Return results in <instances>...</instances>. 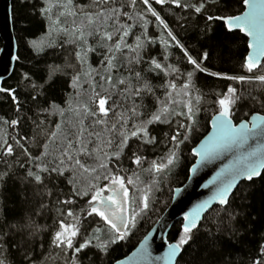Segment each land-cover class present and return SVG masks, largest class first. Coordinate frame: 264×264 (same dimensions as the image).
I'll return each instance as SVG.
<instances>
[{
	"label": "snow or ice",
	"instance_id": "6c2138e0",
	"mask_svg": "<svg viewBox=\"0 0 264 264\" xmlns=\"http://www.w3.org/2000/svg\"><path fill=\"white\" fill-rule=\"evenodd\" d=\"M239 2L242 8L247 9L242 14L231 12L228 0H154L156 5H174L186 11L190 9L197 15L202 14L207 29H211L215 22L227 33H242L249 38L247 47L252 51L245 57L242 67L247 73H253L261 69L264 62V0ZM21 3L32 4L34 10L48 22L47 37L39 42L33 41L32 47L38 51L62 47L53 39V36H62L64 43L72 46L71 55L75 60L74 64L50 66L48 78L42 84L33 82L31 76L25 74L23 79L29 81L33 90L32 99L45 96L46 88L54 86L51 82L56 74L64 75L68 68L72 69L74 95L69 100L68 108H61L55 103L41 107L37 101L40 114L59 115L61 121L54 131L47 128L43 120L34 121L30 142L38 149L42 148L35 155L21 143V139L13 138L15 146L31 167H25L24 159L11 163L5 160L8 167L0 172V185L16 176L13 172L16 165L23 168V175L18 178L25 185V199L36 202V215L49 210L45 198H52L56 181L63 178L71 188L65 198L57 195L55 199L58 226L49 244L50 249L59 250L55 256L51 251L43 255V228L37 225L31 214H26L15 222L0 220V264H50L57 260L62 264H81L80 254L88 249H94L93 255L99 264H103L112 247L127 238L130 228L136 226L138 217L149 208L150 187L143 190L137 211L132 206L128 185H135L138 175L134 180L118 174L123 171L119 165L125 149L129 148V142L135 140L138 145H156L159 133L150 131L152 126L172 125L175 121V131L167 139L171 147L165 157L166 162L153 161L146 171L159 174L177 166L180 146L198 131L197 117L204 96L197 87L196 74L204 73L240 83L255 80L261 84H264V74L253 77L210 71L204 66L208 53L205 51L194 58L153 7L152 0H88L87 3L80 0H40L39 4H36V0H21ZM138 3L143 5L142 9H138ZM149 16L154 17L157 28L166 33V38L161 36L160 43L165 49L179 48L191 70L181 71L180 67L168 63L167 54L163 63L150 55L146 58L149 46L156 43L148 33L151 23ZM137 27L141 29L138 34L134 31ZM93 54L100 57L98 68L92 66ZM15 59L19 60L20 57ZM148 73L156 76L163 74L166 79L155 85ZM157 89L163 90V98L157 95ZM0 93L10 96L19 111L15 89L0 86ZM84 96L87 99H83ZM149 98L154 102L151 109L146 103ZM240 99L234 87H227L226 92L217 94L214 101L216 113L211 118L213 131L199 147L193 148L192 153L201 161H207L227 150L248 145L249 141H257V147L233 167L228 178L216 186L209 199L195 205L183 217L178 241L169 243L163 256H153L149 240L145 238L132 258L137 264H177V257L193 240V234L200 228L205 213H217L215 232L208 230L210 248L217 246L218 236L233 238L236 235L238 230L234 222L243 209L234 207L232 202L237 198L243 201L247 195L246 192H237V186L241 180L252 182L264 175V115H252L250 120L234 123V109ZM259 103L264 105V99ZM69 111L73 119L68 122L70 131H65L64 116ZM19 122V119L0 118V123L11 127H17ZM38 137L45 142L41 144ZM13 156H16L13 144L9 143L7 135L0 133V157ZM129 159L140 168L146 157L137 151H130ZM84 174L91 178L87 186L80 183ZM176 191L179 193L180 189ZM86 197L85 206L78 212L74 208L64 207L74 206L77 204L76 198ZM214 204L219 207L214 208ZM91 217H98L104 227H97L88 234L84 222ZM82 229L84 236H81ZM258 256L245 264H264V243L258 248ZM115 264L124 262L117 260Z\"/></svg>",
	"mask_w": 264,
	"mask_h": 264
},
{
	"label": "trees",
	"instance_id": "16d2710c",
	"mask_svg": "<svg viewBox=\"0 0 264 264\" xmlns=\"http://www.w3.org/2000/svg\"><path fill=\"white\" fill-rule=\"evenodd\" d=\"M80 2L87 3L88 0H80ZM152 2L153 7L160 13V16L168 24L173 34L194 58H198L205 51L208 53V60L204 61V66L210 71L226 75L253 77L264 74V63L261 69L253 73H247L242 67L248 54V47L247 39L240 33H227L222 26L215 22H213L211 29H207L205 18L202 14L197 15L190 9L186 11L176 8L174 5H156L154 0ZM187 2H192V0H187ZM39 3L40 0H36V4ZM228 5L229 10L236 14H241L244 10L239 0H228ZM137 7L142 9L143 5L138 3ZM12 12L20 59L17 60L12 76L4 82L3 86L15 89L19 100V111H17V106L10 96L6 93H0V118L8 120L19 119L20 122L17 127L0 123V133L7 135L9 143L13 144L16 151V156L9 158L0 157V172L7 169L8 163L17 159H24L25 167H31L26 158L22 157L21 150L15 146L13 138L21 139V143L35 155L42 148L38 149L30 142L35 128L34 121L43 120L44 125L53 131L56 124L60 123L61 117L59 115L40 114L37 101L40 102L41 107H47L48 104L55 103L59 104L61 108H68L69 100L74 95L71 87L72 69L68 68L65 70L66 74H56L51 82L54 86L46 88L45 96L38 97L37 100L32 99L33 90L29 81L24 80L23 76L27 74L31 76L33 82L37 84L44 83L48 78L50 66L75 63L71 55L72 46L64 43L62 36L59 38L53 36L56 43L62 45V47H49L42 51L34 49L32 47L33 41L39 42L47 37L48 22L34 10L32 4L21 3V0L12 1ZM148 19L151 21L148 26V33L156 43L149 46L146 58L150 55L163 63L164 56L167 54L169 57L168 63L180 67L181 71H185V69L191 70V66L187 64L179 48L170 47L165 49L160 40L162 35L166 38V33H162L157 28L154 17L149 16ZM134 31L138 34L141 29L137 27ZM129 42L131 43V38H129ZM2 45L3 42L0 39V49ZM99 60L100 57L95 54L91 56V63L94 68L99 67ZM147 75L155 85L163 83L166 79L163 74L156 76L154 73H148ZM177 83L179 84L180 82L177 81ZM196 83L204 96L201 111L197 117L198 131H195L190 140L180 146V162L177 166L159 174L146 171L153 161L158 163L166 162L165 157L171 147V145L167 144V139L168 135L175 131V121L172 125L152 126L150 131L154 130V134L159 133L156 145H138L137 141L131 140L129 148L125 149V155L119 165L123 171L118 174L134 180H137L138 175L137 183L128 185L132 206L137 211L140 208V198L143 195V190L150 187L149 208L138 217L136 226L130 228V234L127 238L112 247L109 256L104 258L103 264H113L135 249L171 204L174 189L186 183L190 168L195 162L192 150L208 133L210 120L216 113L217 106L214 101L217 98V94L226 92L227 87H234L238 90L241 99L234 109L233 119L236 123L248 119L256 113L264 114V105L259 103L260 100L264 99V84L258 81L240 83L238 81L211 77L204 73H197ZM84 87L87 89V84ZM157 95L163 98V90L157 89ZM254 97L256 99H253ZM82 98L87 99V96ZM146 103L149 104V109L153 108L154 102L151 98ZM72 119V113L70 111L66 112L64 116L66 121L64 125L65 131H70L68 122L72 121ZM36 131L39 132V129H36ZM24 137H28V139H23ZM37 139L41 144L45 142L42 137ZM130 151H137L138 154L146 157L140 168H137L129 159ZM5 160L8 163H5ZM88 162L92 163V161ZM113 170L115 171L114 165ZM13 172L16 176L8 179L7 183L0 185V220L15 222L26 214H31L37 225L43 228L41 233V242L43 244L41 251L43 255L46 256L51 251L53 256H55L59 250L49 248L51 238L58 226L55 199L57 195H60L61 199L65 198V194L69 192L71 186L63 178L56 181L52 198L50 200L47 197L45 198V201L49 204V210L36 215V202L25 199V185L18 178L23 175L24 169L16 165L13 168ZM89 179L91 178L84 174L80 178V183L87 186ZM249 184H251V187H249ZM236 191L247 193L243 201L237 198L232 202L234 207L238 209L242 207L243 209L241 215L234 222V227L238 230L236 235L233 238L218 236L217 246L210 248V233L208 230L215 232L217 217L216 212H211L210 215L207 214L205 216L200 228L194 232L193 240L190 244L185 246L178 264H245L246 261L252 258H259L258 248L260 244L264 243V175L252 182H242ZM76 199V205H66L64 207L74 208L78 212L82 206H85V201L88 198ZM216 207L219 206L214 208ZM84 223L88 234H91L97 227H104L103 222L98 217L88 218ZM181 231L182 221H179L171 230L169 240L177 242ZM106 232L107 229H105ZM84 235L85 233L82 229L81 236ZM79 240L80 238L78 237L77 241L79 242ZM94 252V249H88L81 253V264H93V262L99 264L96 256L93 255ZM50 264H62V261L57 260L50 262Z\"/></svg>",
	"mask_w": 264,
	"mask_h": 264
},
{
	"label": "water",
	"instance_id": "95a60500",
	"mask_svg": "<svg viewBox=\"0 0 264 264\" xmlns=\"http://www.w3.org/2000/svg\"><path fill=\"white\" fill-rule=\"evenodd\" d=\"M12 1L13 0H0V39L3 42L2 48L0 49V81H2V85L0 86H3L4 82L12 76L17 63V59L15 58L18 56V42L14 30ZM246 10L247 9L244 8L243 11ZM240 34L243 36L242 33ZM245 38L247 39V43L250 42L249 38ZM251 51L252 50L248 48V54ZM263 63L264 62H262V64ZM253 115L264 114L256 113ZM250 118L248 120H250ZM233 122L236 123L234 119ZM211 124L212 119L209 123L208 133L194 148L199 147V145L211 135L213 131ZM256 147L257 141H249L248 145L227 150L221 155L207 161H201L200 157L193 155L195 157V162L190 168L186 183L183 186L174 189L169 207L139 242L135 249L119 260L123 261L124 264H137L132 258L134 254L138 252L145 238L149 240L152 255L157 257L163 256L164 252L167 251V245L169 243H175L169 240V235L177 222L182 221L183 224V217L191 211L195 205L209 199L215 191L216 186L219 185L221 181L228 178L233 167L238 165L242 161V158ZM192 169H196V171L193 172ZM242 182L248 181L241 180L237 188ZM176 189H180L179 193H177ZM215 206L218 205L214 204L213 207ZM207 214L208 213H205V216ZM182 253L177 257V264ZM113 264H115V262Z\"/></svg>",
	"mask_w": 264,
	"mask_h": 264
},
{
	"label": "flooded vegetation",
	"instance_id": "af4514ba",
	"mask_svg": "<svg viewBox=\"0 0 264 264\" xmlns=\"http://www.w3.org/2000/svg\"><path fill=\"white\" fill-rule=\"evenodd\" d=\"M249 118H250V117H249ZM249 118H248V119H249ZM248 119H244V120H248ZM242 121H243V120H242ZM235 122H236V121H235ZM240 122H241V121H240Z\"/></svg>",
	"mask_w": 264,
	"mask_h": 264
},
{
	"label": "rangeland",
	"instance_id": "374dc122",
	"mask_svg": "<svg viewBox=\"0 0 264 264\" xmlns=\"http://www.w3.org/2000/svg\"><path fill=\"white\" fill-rule=\"evenodd\" d=\"M129 194H130V192H129Z\"/></svg>",
	"mask_w": 264,
	"mask_h": 264
}]
</instances>
